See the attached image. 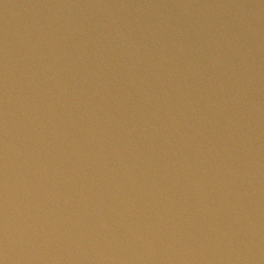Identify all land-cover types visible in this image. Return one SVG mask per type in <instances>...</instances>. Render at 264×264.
I'll return each mask as SVG.
<instances>
[{"label":"water","instance_id":"obj_1","mask_svg":"<svg viewBox=\"0 0 264 264\" xmlns=\"http://www.w3.org/2000/svg\"><path fill=\"white\" fill-rule=\"evenodd\" d=\"M0 264H264V0H0Z\"/></svg>","mask_w":264,"mask_h":264}]
</instances>
